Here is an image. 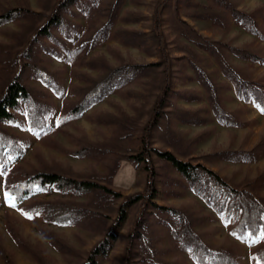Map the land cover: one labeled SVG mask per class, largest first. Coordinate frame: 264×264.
Here are the masks:
<instances>
[{
	"label": "rangeland",
	"instance_id": "rangeland-1",
	"mask_svg": "<svg viewBox=\"0 0 264 264\" xmlns=\"http://www.w3.org/2000/svg\"><path fill=\"white\" fill-rule=\"evenodd\" d=\"M61 1L0 0V15L30 12L0 27V97L16 77L32 93L31 101L21 104L17 123L3 126L21 153L0 156V264L87 260L125 198L145 192V167L128 156L142 151L146 127L164 97L165 115L148 136L150 147L200 163L232 188L264 200V108L242 99L235 84L239 77L264 88V0H79L60 11L64 22L51 29V37L39 36ZM222 2L229 7L221 8ZM212 49L225 54L238 76L225 74ZM238 49L262 61L241 58ZM118 70L121 77L105 84ZM96 88L103 98L75 113ZM41 118L44 123L36 127ZM153 161L159 174L154 204L181 211L188 225L173 226L175 234L160 224L163 215L151 220L154 231H141L128 263V236L142 213L135 205L98 264H199L194 254L199 244L228 252L239 264H258L251 254L264 245V233L240 237L238 219L220 211L210 190L192 187L155 155ZM4 171L9 187L50 171L96 179L122 197L104 211L109 219L59 224L48 220L43 207L90 206L93 197L52 190L11 207ZM150 236L152 254L141 242Z\"/></svg>",
	"mask_w": 264,
	"mask_h": 264
},
{
	"label": "trees",
	"instance_id": "trees-1",
	"mask_svg": "<svg viewBox=\"0 0 264 264\" xmlns=\"http://www.w3.org/2000/svg\"><path fill=\"white\" fill-rule=\"evenodd\" d=\"M78 1L79 0H62L56 7L55 12L48 16L45 24L39 28V36L51 37V29L60 27L64 22L61 12L65 11L72 5L77 4ZM220 7L228 8V2H222ZM29 13L30 12L25 9H14L2 13L0 15V27L7 23L24 19L28 17L27 15ZM256 33L258 34L259 32ZM208 46L206 45L205 47ZM210 52L221 65L225 74L228 73L229 75L238 76V73L229 65L224 56L225 54L221 50L215 52L212 49ZM236 54L241 58H252L254 60L262 61L259 56L250 53L249 51L247 52V50L238 49ZM194 70L196 73L198 72L200 78L203 79L204 74L196 68H194ZM120 73L121 70L113 73V77L109 78L108 82L105 84L120 78ZM39 79L46 83L50 82L47 75L44 74H40ZM235 84L242 99L247 102L253 101L256 105L264 108V88L262 86L258 84H249V82L245 80H239V77H237ZM49 87L56 93V88L52 84H49ZM102 95V91L98 88H96L95 91H91L88 95L89 97L81 102L75 108L74 112L80 113L81 111H85L94 103L100 101L103 98ZM31 98L32 93L30 89L19 77H16L7 85L5 92L0 97V156L17 157L20 155L21 152L17 143L12 139L3 126L17 123V113L20 111L21 104L31 101ZM165 103V97L159 99L154 110L153 118L146 127L147 133L146 138L143 140L142 151L138 154L128 156L129 161H132L136 165H144L145 167L147 173V186L145 192L133 194L125 198L123 204L118 208L117 218L112 223L110 230L94 247L83 264H98L97 259L108 254L113 243L117 239L118 231L127 220L128 210L135 205H140L142 207V213L141 216L137 218L134 227L135 231L133 230L128 236V245L126 248V260L128 263L132 254L137 252L133 250V246L136 238L141 236V231L145 230L150 233L149 235L154 231L151 220L155 221L158 219V216L163 215L161 219L163 222L160 224L168 225L167 227L169 229L171 228V233L175 234H177L178 231L174 230L172 228L173 226L188 225V220L181 211L167 207H160L154 204V200L158 197L156 183L159 177L153 164L154 155L160 161L171 165L172 168H174L175 171L192 187L199 186L206 190H210V199L219 200L220 211L225 210L228 214L233 215L238 219L236 231L240 237L249 235L252 238H256L259 234L264 233V200L260 196L251 194L248 191H239L232 188L215 172L209 170L200 163L182 161L169 151L163 152L150 147L148 136L151 135L158 122L165 115ZM32 118L34 119V117ZM34 122L36 123V127H39L38 125L44 123L42 118L39 121ZM36 127L35 130H38ZM31 128H34V126H31ZM3 176L5 183L4 187L6 188L7 193L16 197V202L18 203H21L37 193H49L52 190L74 192L78 195L93 197L90 206L60 207L58 209L51 207L52 205L43 207L41 212L45 213L48 220L59 224H78L85 220H92L103 216L108 217L109 219V216H107L104 211L112 204V202L122 197L120 193L112 189L111 185L101 183L96 179H79L56 172L41 171L30 174L25 179L16 182L17 185L9 187V173L4 171ZM151 240L152 236L145 237L141 241L144 248H146L150 254L154 251L152 248L148 247ZM194 240H191L190 242H194ZM199 245H194L197 250H195L197 253L194 252V254H196V258L198 257L197 262L199 264H239L235 257L228 252L220 254L217 252L206 251L203 246ZM251 259L258 264H264V245L256 248V250L252 252Z\"/></svg>",
	"mask_w": 264,
	"mask_h": 264
},
{
	"label": "snow or ice",
	"instance_id": "snow-or-ice-1",
	"mask_svg": "<svg viewBox=\"0 0 264 264\" xmlns=\"http://www.w3.org/2000/svg\"><path fill=\"white\" fill-rule=\"evenodd\" d=\"M7 199L9 200V206L11 207H16V197L14 196H8L6 194ZM25 215L27 216V218L31 219L32 217L30 215H28L27 213H25Z\"/></svg>",
	"mask_w": 264,
	"mask_h": 264
}]
</instances>
